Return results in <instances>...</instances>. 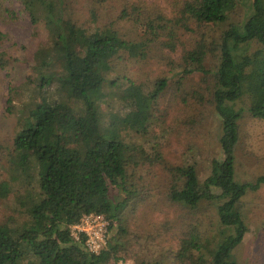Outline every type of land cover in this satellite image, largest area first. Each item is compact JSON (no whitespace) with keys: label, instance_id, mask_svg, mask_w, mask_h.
<instances>
[{"label":"trees","instance_id":"trees-1","mask_svg":"<svg viewBox=\"0 0 264 264\" xmlns=\"http://www.w3.org/2000/svg\"><path fill=\"white\" fill-rule=\"evenodd\" d=\"M17 1L33 25H46L51 40L35 53L36 79L26 86L37 101L16 125L11 174L0 181V198L14 195L20 217L0 225V264L126 260L132 255L126 242V213L131 203L145 195L134 170L154 171L157 165L167 180L163 201L178 213L177 221L164 227L178 231L179 237L176 250L138 264H239L233 253L248 233L242 199L264 185V176L247 183L236 178L240 123L246 115L239 102L249 100L247 113L264 121V0H251V10L240 22H232L231 16L243 0H178L175 18L154 13L148 22L156 34L166 33V46H174L192 23L202 27L230 22L218 43L201 39L185 53L175 91L183 103L191 99L213 107L221 122L222 158L210 160L204 179L197 160L169 164L159 152L151 156L142 147L130 148L123 139L124 132L139 135L151 129L157 120L155 106L169 87L166 80L145 93L134 81L116 79L111 85L121 86L122 113L111 112L107 124L102 120L100 105L115 61L125 55L144 60L145 43L124 40L110 27L89 31L78 26L68 0ZM140 8L134 5L132 16L124 8L120 17L140 22L145 19ZM96 18L92 10L91 20ZM4 37L0 35V46ZM209 57L215 60L213 67ZM14 64L15 59L0 51V71ZM195 74L200 77L197 82ZM7 76L11 77L9 72ZM50 88L51 98L44 94ZM15 90L10 82L9 112ZM206 207L213 209L221 228L215 236L203 228ZM91 214L109 222L107 244L99 254L88 249L85 234L78 239L72 236L71 226Z\"/></svg>","mask_w":264,"mask_h":264},{"label":"rangeland","instance_id":"rangeland-1","mask_svg":"<svg viewBox=\"0 0 264 264\" xmlns=\"http://www.w3.org/2000/svg\"><path fill=\"white\" fill-rule=\"evenodd\" d=\"M240 7L231 16L232 22H240L251 10V0H243ZM73 21L91 31L94 28L110 27L118 30L127 41L142 42L148 46V55L144 60L130 59L125 55L115 61V68L104 87L106 99L101 102V114L104 124L109 122L111 112L122 113L121 86H112L116 79L124 82L134 81L142 85L145 93H151L159 80L168 82V89L159 99L156 110L157 120L147 134L124 132L123 139L130 148H140L155 156L159 152L169 164L190 163L197 160L201 179L209 170L210 160L222 158L220 148L221 122L213 107L205 103L197 105L193 100L183 103L176 98L177 81L182 77V57L205 39L219 42L228 24L197 26L192 23L191 30L179 35L174 46H166L169 39L166 33L156 34L148 25L152 14L160 13L169 19L178 12V0H68ZM143 9L145 19L137 22L133 18L120 17L124 8L131 15L134 5ZM95 10L96 20H91ZM148 13V15H146ZM153 21V20H152ZM153 28V27H152ZM178 34V32H177ZM0 35H4L0 51L15 59L11 69L0 71V181L7 180L11 174V151L16 135L17 124L23 119L36 102L27 84L36 79L33 71L36 51L49 45L51 35L46 25L40 22L33 25L24 6L17 0H0ZM211 67L215 60L209 57ZM7 72L11 77L7 76ZM193 79L199 81V75ZM13 83V109L7 110L9 85ZM120 84V83H119ZM128 84V83H127ZM45 96H54L52 88ZM249 100L239 102L246 109L241 121L242 138L236 150V178L240 182H253L264 176V121L252 118L247 112ZM154 107V108H155ZM201 122V123H200ZM197 125V128L194 124ZM195 127V129H192ZM193 131V132H192ZM136 180L143 185V193L137 201L131 203L126 213L128 230V251L132 255L126 260L112 264H138L142 260L153 261L167 250H176L178 231H169L164 227L168 221H177L178 213L163 201V192L167 186L165 173L156 166L154 171L147 167L134 170ZM149 203H144L143 198ZM206 210V212H205ZM203 212V228L212 236L220 231L213 209ZM242 210L248 233L244 241L234 250L239 264H264V185L257 192H250L242 199ZM19 213L14 195L0 198V225L18 219ZM173 226V225H172ZM175 227V226H174ZM176 228V227H175ZM209 259V258H208Z\"/></svg>","mask_w":264,"mask_h":264},{"label":"built area","instance_id":"built-area-1","mask_svg":"<svg viewBox=\"0 0 264 264\" xmlns=\"http://www.w3.org/2000/svg\"><path fill=\"white\" fill-rule=\"evenodd\" d=\"M109 222L102 215H87L80 223L71 226L72 236L78 239L81 234L87 236V247L94 253L99 254L107 244Z\"/></svg>","mask_w":264,"mask_h":264}]
</instances>
